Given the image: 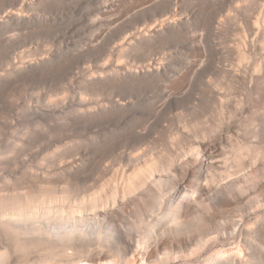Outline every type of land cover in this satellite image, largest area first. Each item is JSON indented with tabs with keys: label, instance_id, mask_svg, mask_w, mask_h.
Returning <instances> with one entry per match:
<instances>
[{
	"label": "bare ground",
	"instance_id": "6f19581e",
	"mask_svg": "<svg viewBox=\"0 0 264 264\" xmlns=\"http://www.w3.org/2000/svg\"><path fill=\"white\" fill-rule=\"evenodd\" d=\"M62 1L0 0V264H264V0Z\"/></svg>",
	"mask_w": 264,
	"mask_h": 264
},
{
	"label": "rangeland",
	"instance_id": "374dc122",
	"mask_svg": "<svg viewBox=\"0 0 264 264\" xmlns=\"http://www.w3.org/2000/svg\"><path fill=\"white\" fill-rule=\"evenodd\" d=\"M75 1V3L73 2V0H63L62 2V4L57 8V9H50L49 11H50V14H53L55 17H53L52 19H51V23L50 22H47L46 23V25L49 27V28H47V30H49L50 29V31H48L50 34H48V32H47V30L45 31V28L47 27L46 25H45V27L44 28H42L40 31H38L37 33L35 32V33H32V32H29V31H27V29H26V31H15V34H14V32H13V34L14 35H16V32H17V37H19L18 38V41L20 40V42H22L21 44H24V45H28L30 42H32L33 41V38L35 39H37L38 37V42H44V41H47V39L50 41V42H54V44H55V47L56 48H60V47H62V45L64 44V43H75L76 42V39H75V37H76V35H77V33L79 34V32L81 31V33L80 34H82L83 35V31L85 32V30H86V32L84 33V35L86 34L87 35V28H89V27H87V26H89L88 24H87V22H84V20H82V18H81V16L79 17V13H77L76 11H74L73 10V7H74V4H76V0H74ZM75 12L77 13V15L75 14ZM130 12H132V10L130 11ZM129 12V13H130ZM129 15H131V14H129ZM130 17H132V15L130 16ZM53 20V21H52ZM85 24V25H84ZM112 27H115L114 25L112 26ZM79 28H82V30L80 29L79 30ZM90 29V28H89ZM53 30V31H52ZM52 31V32H51ZM55 31V32H54ZM79 31V32H78ZM41 32V33H40ZM46 32V33H45ZM76 32V33H75ZM89 32H90V30H89ZM31 33H32V35H31ZM54 33V34H53ZM91 33V32H90ZM19 34V35H18ZM21 34V35H20ZM49 35V37L47 38L46 37V35ZM76 34V35H75ZM22 35H24V36H22ZM27 35V36H26ZM35 35V36H34ZM40 35V36H39ZM52 35V36H51ZM33 36V37H32ZM42 36V37H41ZM51 36V37H50ZM54 36V37H53ZM24 39H23V38ZM28 38H30L31 40H29ZM45 38H47L46 40H43V39H45ZM23 39V40H22ZM22 40V41H21ZM27 40V41H26ZM37 40H36V42H37ZM25 41L27 42V43H25ZM35 41V40H34ZM33 41V42H34ZM72 50V49H71ZM73 51V50H72ZM72 51H66L67 52V54L69 55V56H73V55H75L76 54V51H74L75 52V54H73V52ZM66 52H65V55L67 56V54H66ZM70 53V54H69ZM73 54V55H72ZM64 55V56H65ZM69 67V66H68ZM67 70L68 69H66V67H65V69L64 70H62V72L60 71L57 75H55V77L56 76H59V75H62L64 72H67ZM60 73H62V74H60ZM50 78H52L51 77V75H50ZM36 84H37V87H39V88H43V85L44 86H46L47 88H48V84L47 85H45L44 83H42V81L40 82H35ZM34 83V84H35ZM39 83H40V86H39ZM42 83V84H41ZM36 84H35V86H36ZM32 85H33V83H32ZM47 88H45L44 87V89H47ZM1 100V99H0ZM0 104L3 106V104H2V100H1V102H0ZM1 106V109H2V112H3V107ZM1 109H0V111H1ZM1 123V122H0ZM0 126H2V124L0 125ZM2 129H4V128H2ZM1 131V130H0ZM6 131L7 130H3V133L5 132V134H6ZM8 132L9 131H7V134L5 135V134H3L2 132V134L0 135V138L3 140V139H5L4 141H6V138H8V137H5V136H8L9 134H8ZM72 134V135H71ZM69 134H67V137L68 138H66V136L63 138V140H64V142H66V141H68V139H71V138H73V137H71V136H73V133L71 132L70 133V135L68 136ZM1 136H3V138L1 137ZM69 137H71V138H69ZM2 140H0V141H2ZM4 141H2V142H0V143H2V144H4ZM54 142V141H53ZM56 143H58V142H56ZM55 143V144H56ZM39 144V143H38ZM41 144L42 143H40L39 145H38V147H36L37 146V144H36V146L34 145V147H36V148H32V150H35V153L36 154H39L40 152H42V150L44 151V148L46 149V148H48L47 147V144L45 143H43L44 145H46V147L43 145V146H41ZM54 144V146H56V145H58V144H56L55 145ZM59 145H61V143L59 142ZM52 146H53V144H52ZM54 146H53V148H54ZM39 147H41V149H39ZM39 150H41L40 152H39ZM37 151H38V153H37ZM33 153V152H32ZM35 154V155H36ZM34 155V154H33Z\"/></svg>",
	"mask_w": 264,
	"mask_h": 264
}]
</instances>
